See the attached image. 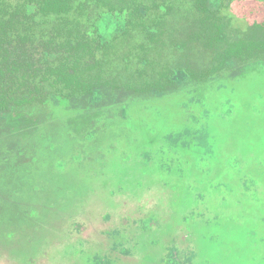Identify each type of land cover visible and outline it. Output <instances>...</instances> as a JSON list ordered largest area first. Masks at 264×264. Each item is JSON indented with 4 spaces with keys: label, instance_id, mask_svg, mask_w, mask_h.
<instances>
[{
    "label": "rangeland",
    "instance_id": "rangeland-1",
    "mask_svg": "<svg viewBox=\"0 0 264 264\" xmlns=\"http://www.w3.org/2000/svg\"><path fill=\"white\" fill-rule=\"evenodd\" d=\"M221 1L219 14L241 35L264 22V0ZM225 76L197 88L194 98L184 91L141 102L138 113L131 106L116 136L99 129L107 116L91 125V113L10 124L0 138V264H101L95 257L108 258L102 264H165L170 246L181 264H264V242L255 244L252 262L245 240L248 232L264 238V61ZM52 120L65 124L71 143L64 134L56 139ZM90 130L95 135L84 138ZM29 143L37 148L31 159L11 154L4 160ZM241 149L252 155L242 157L239 169ZM177 159L190 179L220 182L226 194L220 210L226 218L208 227L210 235L191 224L190 213L181 218L188 208L170 191L178 176L161 167H175ZM248 173L260 177L251 192L238 187ZM208 205L198 207L217 218ZM226 225L235 233L225 232Z\"/></svg>",
    "mask_w": 264,
    "mask_h": 264
},
{
    "label": "trees",
    "instance_id": "trees-1",
    "mask_svg": "<svg viewBox=\"0 0 264 264\" xmlns=\"http://www.w3.org/2000/svg\"><path fill=\"white\" fill-rule=\"evenodd\" d=\"M221 2L0 0V138L8 134L10 124L36 122L40 115L38 122L45 125L53 118L51 114L65 120L86 113L95 116L94 126L107 116L99 129L116 136L124 130L122 120L129 118L131 106L138 113L142 108L136 105L141 102L172 99L184 91L194 98L195 90L214 78H234L237 71L262 63L264 22L254 23L241 35L231 30L229 18L219 14ZM54 120L48 128L58 133L56 139L64 134L71 143L65 124L55 125ZM185 123L195 126L190 120ZM39 134L46 135L42 130ZM94 135L90 130L84 138ZM17 146L4 160L13 155L31 159L30 155L36 154L33 143ZM246 149L236 151L239 169L242 157L252 155L251 149ZM177 161L175 167L166 163L161 167L168 175L178 176L179 184L171 185L170 191L188 208L181 218L190 213L191 224H197L196 229L201 224L199 227L209 232L213 222L226 218L220 213L226 194L219 189L220 182L205 186L200 177L190 179ZM259 163L264 165V156ZM254 183L259 185L260 177L248 173L238 187L251 192ZM202 203H208L217 218H206L208 209L198 207ZM235 222L236 218H230V226ZM223 230L235 233L227 225ZM249 235L245 234V240L253 262L255 244L258 247L264 238L253 240ZM228 248L226 251L231 250ZM95 258L101 264L109 263L108 258ZM161 259L165 264L182 262L175 246Z\"/></svg>",
    "mask_w": 264,
    "mask_h": 264
}]
</instances>
